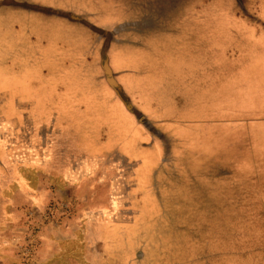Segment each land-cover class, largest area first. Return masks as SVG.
Instances as JSON below:
<instances>
[{
	"label": "rangeland",
	"instance_id": "374dc122",
	"mask_svg": "<svg viewBox=\"0 0 264 264\" xmlns=\"http://www.w3.org/2000/svg\"><path fill=\"white\" fill-rule=\"evenodd\" d=\"M0 12L11 13L16 27L31 19L35 38L24 44L21 58H13L5 43L0 63L13 58V66L20 60L45 66L48 53L72 50L48 67L60 69L57 79L67 86L73 83L70 75H77V85L98 93L91 105L89 89L60 84L47 103L36 104L39 92L31 86L35 69L28 66L15 75L11 67L0 66V264H264V170H242L250 163L237 159L228 163L237 167L234 176L229 174L233 169L214 165L205 171L204 161L198 163L189 153L186 168L173 170L172 149H166L168 165L159 172L179 177H162L166 188L158 197L137 200L136 160L119 149L102 148L110 132L104 100L114 99L104 83L135 119L150 122L124 93L109 63L112 47L125 45L132 54L142 44L136 23L152 29L141 39L154 51L165 33L179 41L180 22L194 16L215 18L220 40L237 45L239 35L232 34L239 27L254 28L258 37L264 32V0H0ZM219 38H212L215 48ZM106 66L120 91L109 83ZM152 78L159 88L166 81L163 72ZM6 91L30 100L11 99ZM168 117L161 112L157 118ZM152 123L158 130L172 128L171 123ZM197 141L191 149L201 153L203 138ZM212 142L218 143V137ZM254 149L261 150L264 160V139ZM219 182L230 196L215 193Z\"/></svg>",
	"mask_w": 264,
	"mask_h": 264
},
{
	"label": "crops",
	"instance_id": "0c3cea01",
	"mask_svg": "<svg viewBox=\"0 0 264 264\" xmlns=\"http://www.w3.org/2000/svg\"><path fill=\"white\" fill-rule=\"evenodd\" d=\"M9 15L0 12V51L7 43L5 46L11 47L12 57L21 58L25 52L24 44L26 42L31 44L30 39L35 41L32 37L34 30L30 26L31 19L26 17L25 21L20 20L21 26L16 27L12 14ZM180 23L182 25L179 41L170 39L173 37L169 38L165 33L161 38L163 44L158 47V51L144 45L145 38L141 39V35L150 33L152 29L136 23V36L142 41V44L136 45L137 51L129 54L123 48L125 45H122L123 47L117 45L112 47L109 56V63L116 73L122 90L133 105L140 108L141 113H139L143 114V118L150 120L146 124L137 117L135 119L127 112L124 102L115 91L104 83L108 92L114 94V99L110 97V101L104 100L105 107L102 110L108 122L107 131L110 132L102 148L119 149L129 158L136 160L137 200L155 199L166 188L163 184L166 180L171 181L173 176L179 177L176 174L159 172L161 168L164 169L165 165H168L163 152H170V150L166 149H172L173 158L169 168H175L173 170L186 168L188 153L190 158L197 159L198 163L204 161L205 171L213 170L214 165L216 169H233L229 174L234 176L233 172L237 170V167H231L228 163L237 159L250 163V168L242 170H264L262 152L260 149H254L255 144L258 145L264 139L262 135L264 134V32L258 37L254 28L247 31L238 26L239 33L232 34L239 35V44L235 45L231 41L227 43L220 40L215 18L202 19L194 16ZM165 35L166 39H164ZM211 36L219 38L218 48L213 46ZM37 38L41 43L42 38ZM248 45H254L255 48L246 50ZM35 49L39 59L42 57V52L39 51V46ZM201 49L206 52H202ZM231 50L235 53H231ZM72 54H74L72 50L67 52V55ZM67 55H62L60 50L48 53L46 57L49 62L45 59V66L40 63L35 64L36 62L24 64L23 60L13 66V58L11 60L13 62L0 63V66L11 67L10 71L15 75H22L28 66L34 68L37 74L32 76L31 86L39 94L36 95L33 103L44 104L49 100V96H53L55 91L62 88V84L70 90L89 89V87L86 89L80 84L77 85L75 81L77 75L73 77L70 75L72 83L67 80L69 73H64L67 75L64 78L70 85L67 86L57 79L61 77L60 69L57 71L55 67H48V63L52 64L57 58ZM152 55H159V60L153 61ZM156 65L161 68L157 69ZM46 66L48 70H45ZM159 72H163L166 78L161 88L153 83L155 77L152 78ZM173 74L180 75V79L173 77ZM49 75L52 77L46 78ZM7 93L11 99L19 98L27 103L30 100L21 93L15 97L11 95V92ZM88 94H90L88 95L89 103L92 105L98 98V93L91 88ZM93 94L96 95L93 96ZM100 94L104 99L103 92ZM161 112L170 117L158 119V114ZM196 119L199 122H196ZM153 120L171 123L172 128L165 127L163 130H158L155 123L150 125ZM124 127H127L128 132H123ZM243 128L251 129V133L243 132ZM239 131L242 133L238 134ZM253 132L257 137L252 134ZM213 136L218 137V143L212 142ZM200 137L203 138V145H205L201 153L191 149L194 139L196 143L198 138L197 144H199ZM231 183L236 185L235 179L231 180ZM222 184L219 182L220 189L215 193L218 192V196H230L229 190L227 187H222ZM204 186L208 189V183ZM141 190L144 192H140ZM207 193L208 191L204 190L203 194ZM221 216L216 215V217Z\"/></svg>",
	"mask_w": 264,
	"mask_h": 264
},
{
	"label": "water",
	"instance_id": "95a60500",
	"mask_svg": "<svg viewBox=\"0 0 264 264\" xmlns=\"http://www.w3.org/2000/svg\"><path fill=\"white\" fill-rule=\"evenodd\" d=\"M74 17V16H72ZM75 19H78L76 17H74ZM106 72H107V77H108V81L109 83L112 85V87H114L115 89H117L118 91H120V87L113 81L112 77H111V73L110 70L108 69V67L106 66Z\"/></svg>",
	"mask_w": 264,
	"mask_h": 264
}]
</instances>
